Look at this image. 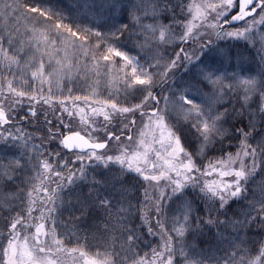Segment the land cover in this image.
I'll return each instance as SVG.
<instances>
[{"label": "snow or ice", "instance_id": "6c2138e0", "mask_svg": "<svg viewBox=\"0 0 264 264\" xmlns=\"http://www.w3.org/2000/svg\"><path fill=\"white\" fill-rule=\"evenodd\" d=\"M90 13L0 3V264H264V0Z\"/></svg>", "mask_w": 264, "mask_h": 264}, {"label": "trees", "instance_id": "16d2710c", "mask_svg": "<svg viewBox=\"0 0 264 264\" xmlns=\"http://www.w3.org/2000/svg\"><path fill=\"white\" fill-rule=\"evenodd\" d=\"M3 0H0V3H2ZM10 2V0H9ZM20 2H23V0H20ZM32 3L34 4V6H38V7H42V8H52L55 11H63L64 16H65V20L64 22L66 24H71V23H76V22H80L85 16L87 15H91L90 13V9L92 8L93 10H95L96 7H98L101 3V0H32ZM21 31H23V25L25 23H27L26 21L21 20ZM3 24V21H0V25ZM29 27H31V25H29ZM5 47H7V45H5ZM73 55L71 49H69V57L71 58V56ZM64 56V52L61 51L60 52V56H56L53 59V63H55L56 59H60ZM0 59H2V57H0ZM45 59L47 60L48 57L46 56ZM77 59L79 60L80 64L85 63L84 61V57L78 56ZM81 79H83V77H80ZM103 89V83L101 84V90ZM65 95H67V93H65ZM73 95H91L88 89H85L84 91H76L73 93ZM106 95V93H105ZM84 106V105H81ZM90 114V113H89ZM41 119H43V117H41ZM100 120H102L103 118L100 117ZM74 123L78 126L80 123V117L79 115L75 116V120ZM76 130V129H74ZM29 131H32L34 134H39L35 132V129L29 128ZM38 143V141H37ZM36 215L38 216L39 213L37 212ZM65 219H67V215L65 216ZM68 228H72L71 224H68ZM149 240L154 239L153 237H148ZM84 241L81 240V244H83ZM75 246V241H73L72 244H69L68 247H73ZM85 251H87L90 255H94L97 251H103V248H98L95 244V241L91 242V244H89L88 246L85 247L84 249ZM144 252L149 251V249L144 248L143 249ZM66 260V264H72V257L68 256L65 258Z\"/></svg>", "mask_w": 264, "mask_h": 264}, {"label": "rangeland", "instance_id": "374dc122", "mask_svg": "<svg viewBox=\"0 0 264 264\" xmlns=\"http://www.w3.org/2000/svg\"><path fill=\"white\" fill-rule=\"evenodd\" d=\"M197 2H198V0H197Z\"/></svg>", "mask_w": 264, "mask_h": 264}]
</instances>
